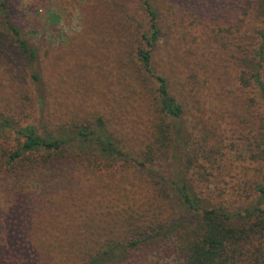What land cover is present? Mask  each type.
Masks as SVG:
<instances>
[{
	"label": "rangeland",
	"instance_id": "rangeland-1",
	"mask_svg": "<svg viewBox=\"0 0 264 264\" xmlns=\"http://www.w3.org/2000/svg\"><path fill=\"white\" fill-rule=\"evenodd\" d=\"M111 1H5L9 22L36 50L33 70L41 76L40 84L51 96L46 100L49 112L42 116L33 103L37 85L32 88L28 80L30 68L0 17V115L11 118L16 125L40 119L38 127L46 124L53 128L61 121V106H70L73 114L61 116L62 120L103 115L110 129L131 147L140 148L149 142L154 124L151 106L148 100L132 94L134 89L143 92L141 84L147 81L142 82L143 75L134 73L128 58L133 33L139 28L117 19ZM153 3L166 26L157 54L169 66L172 77L185 86L183 122L187 128L183 131L191 136L186 134L182 140L189 141L185 146L188 152L199 146L209 159L198 179L204 184H196L197 189L203 195L212 190L223 198L230 197L235 190L249 189L255 179L264 180V154L259 153V142L255 143L258 110L255 107L246 110L245 105L246 115L241 110L242 101L255 90L245 94L239 89L238 77L242 71L254 72L257 63L254 51L259 40L256 32L264 31V0H154ZM119 4L127 7L132 1ZM133 15L139 25L145 24V17L138 11ZM127 82L130 88L126 87ZM7 136L13 137L11 132ZM62 161L66 162L56 159V170L45 166L27 172L22 178L0 176V214H6V208L11 207L12 192L38 191L42 185L39 173L45 175L44 184L62 181L65 186H75L81 195L76 198L85 203L78 208L94 206L97 215L103 218L112 217L106 215L111 209L102 208L111 204L164 214L165 207L161 205L164 201L148 196L136 181L127 186L129 174L120 178L100 177L97 172L83 170L86 163L81 164L82 161H75L72 167L68 163L60 166ZM197 163L200 164L198 155ZM142 174L146 179L151 177ZM104 191L106 196L102 194ZM248 193L244 192V197ZM71 201L63 205L65 215ZM243 202V206L248 204ZM129 258V264H182L171 241L144 246L138 256Z\"/></svg>",
	"mask_w": 264,
	"mask_h": 264
},
{
	"label": "trees",
	"instance_id": "trees-1",
	"mask_svg": "<svg viewBox=\"0 0 264 264\" xmlns=\"http://www.w3.org/2000/svg\"><path fill=\"white\" fill-rule=\"evenodd\" d=\"M5 1L0 0V17L11 35L9 38L30 68L28 80L32 88L37 85L33 103L43 116L49 112L46 100L51 93L41 86V76L33 70L36 50L9 22ZM131 1L132 5L127 7L117 0H112L111 4L117 19L139 28L133 33L128 58L134 73L143 75L142 82L147 81L141 84L143 92L134 89L132 94L140 100H148L151 106L154 124L149 142L140 148L131 147L110 129L103 115L62 120L61 116L73 114L70 106H61L59 119L62 122H57L53 128L46 124L38 127L36 123L41 122L40 119L16 125L11 118L0 115V141L4 143L0 144L3 146L0 147L3 152L0 176L22 178L27 172L45 166L56 170V159L66 160L59 163L62 167L66 163L72 167L75 161H82L81 164L86 163L83 170L97 172L100 177L117 175L120 178L129 174L127 186H133L136 181L148 196L164 201L165 204H161L165 207L164 214L111 204L102 208L111 209L106 215L112 217L103 218L97 215L99 212L94 206L78 208L85 203L78 199L81 195L77 194L75 186H65L62 181L44 184L45 175L39 173L42 185L38 191L12 192L11 207L6 208V214H0V264H129V257L138 256L142 247L162 241L173 242L182 264H264V184L261 183L264 180L255 179L248 191L235 190L228 198L214 195L212 190L203 195L197 189L196 184H204L198 179L202 176L200 170H205L203 164L209 159L199 146L188 152L185 146L190 143L186 138L182 140L186 134L191 136L183 131L187 128L183 122L185 86L172 77L169 66L157 54L160 35L163 40L166 26L154 0ZM136 11L145 17L144 25L135 21ZM256 36L259 40L254 51L257 62L254 72L242 71L238 83L245 94L251 93L250 89L255 90L242 101L241 110L242 115H246L245 108L258 110L255 143L259 142L262 155L264 31L256 32ZM126 87H131L130 82ZM192 90L196 92L194 86ZM10 132L13 137L7 136ZM142 172L151 176L150 179L144 178ZM189 172L191 175H187ZM121 191L123 189L116 195ZM244 192H249L246 197ZM102 194L107 195L106 191ZM67 200L72 201L65 215L63 205ZM243 200L248 204L243 206Z\"/></svg>",
	"mask_w": 264,
	"mask_h": 264
}]
</instances>
